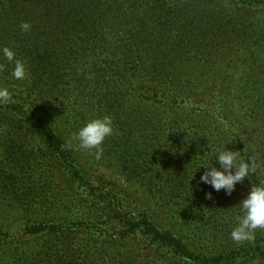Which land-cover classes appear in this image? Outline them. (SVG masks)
Listing matches in <instances>:
<instances>
[{
	"label": "rangeland",
	"instance_id": "obj_1",
	"mask_svg": "<svg viewBox=\"0 0 264 264\" xmlns=\"http://www.w3.org/2000/svg\"><path fill=\"white\" fill-rule=\"evenodd\" d=\"M113 3L119 7L106 14L102 40L56 54L68 65L48 84L60 86L61 96L38 103L42 113H36L56 123L45 126L89 181L25 126V115L0 106V264H82L90 255L129 256L132 264H196L139 233L119 235L129 211L141 213L146 203L157 211L151 198L158 193L167 198L166 229L190 252L212 258L254 245L237 244L230 235L247 180L227 196L199 179L202 167L219 168L215 157L225 146L240 151L241 160L250 155L264 164V0ZM3 65L0 86L9 89L12 102L29 103L27 84ZM79 79H85L81 87ZM164 99H177V107L167 108ZM61 103L63 114L73 117L66 122L58 118ZM108 110L120 116H112L114 129L122 123L126 131L118 127L97 159L94 150H78L74 136ZM138 165L150 168L145 186L129 177ZM258 174L264 182V167ZM157 183L160 190L153 188ZM207 192L215 206L202 202ZM98 214L110 224L95 230L91 223L99 218L91 216ZM238 264H264V248Z\"/></svg>",
	"mask_w": 264,
	"mask_h": 264
},
{
	"label": "trees",
	"instance_id": "obj_2",
	"mask_svg": "<svg viewBox=\"0 0 264 264\" xmlns=\"http://www.w3.org/2000/svg\"><path fill=\"white\" fill-rule=\"evenodd\" d=\"M113 1L0 0V47L8 46L13 48L17 54V58L26 63L29 77L24 80V83L27 84L26 88H28V91H26V99L30 100L29 103L22 100L24 104L20 102L21 99L15 102L13 101L3 109L11 114L25 115V126L28 129H34L44 140L45 144L51 150H55L57 154H65L64 150L66 149L57 134L45 126V124L56 126V123H53L51 119L46 117L40 119L36 115V113H42V109L38 107V103L50 100L53 96H61L62 88L60 86L56 87L48 84V82L55 79L56 75L57 78L59 77V73L57 74L56 71L59 72L60 66L68 65V62L64 63L61 59L58 60L56 54L77 45L81 48L85 46L91 47L93 43H98L102 40L99 31L106 23V14L109 13L110 9L113 13L117 12L116 8L119 7ZM22 23H29L31 25V31H21L20 25ZM0 63L10 65L9 73L11 75L13 66L6 60H3L2 56H0ZM90 77L92 76L87 78ZM85 79H79V87L82 86L81 84ZM227 85L228 83L225 86L223 85L224 91L228 89ZM156 96L164 97L165 95H158L156 93ZM176 100L171 102L169 99H164L162 104H169L167 108H175L177 107ZM62 106L63 104L61 103V109L56 107L60 111L59 120L65 121V119L73 118L72 116L63 114L65 111ZM101 110L99 109L98 111ZM112 110L114 111L116 109L113 108ZM113 111L110 112L108 110V114L111 117L114 116L112 114L114 113ZM74 116L76 117V115ZM114 117L118 120L120 118L119 114ZM118 127V130L124 135L126 130L122 123H118ZM117 128L114 130L116 131ZM200 139L198 138L195 141L197 142ZM224 141L227 143V140L224 139ZM249 157L252 156L248 155L246 160ZM63 161L74 171L75 176L79 175L81 180H90V176L85 172H80L77 169L79 166L73 163L66 154L63 157ZM129 167H125V170H128ZM149 173L150 168L138 165L129 172V177L136 180L140 185L145 186L148 182L146 176ZM150 178L154 183L158 176L157 178ZM248 179H246V183H249V187L251 183L260 184L262 182L258 170L256 173L250 175ZM158 185V183L153 185V188L160 190L161 188ZM23 198L22 202L27 204L29 201L28 195H24ZM151 199L156 202L157 211L150 209V205L146 203L143 208H138L141 213L134 214L132 213L133 211H129L130 214L128 217H121L122 220L120 221L118 232L122 239H126L129 235L139 233L153 243H157L159 246L170 250L173 255H177L185 262L196 264H238L251 257H255L264 248V231H260L256 235L252 247L247 246L238 250H229L223 254L214 255L212 258L194 254L187 249L186 245L174 233L166 229V196L159 195L158 193L153 195ZM201 200L209 205L215 206L217 204L215 196H213L212 200ZM93 215L91 216V220L99 218V221L94 224L90 222L93 225V229L98 230L97 224H110V222L108 223L106 221L107 218L103 219L101 214L96 215V217H93ZM121 215H125V213L122 212ZM91 236L94 237L92 234ZM130 258L129 256H119L118 259L100 260L90 255L82 264H132ZM53 262H49L48 264H53ZM73 262H75L74 264H79L77 260ZM57 263L55 262L54 264Z\"/></svg>",
	"mask_w": 264,
	"mask_h": 264
},
{
	"label": "clouds",
	"instance_id": "obj_3",
	"mask_svg": "<svg viewBox=\"0 0 264 264\" xmlns=\"http://www.w3.org/2000/svg\"><path fill=\"white\" fill-rule=\"evenodd\" d=\"M20 29L23 32H30L31 25L22 23ZM0 56L13 66L11 71L13 79L20 81L28 79L26 63L17 58L13 48L0 47ZM4 67L3 64H0V71L4 70ZM12 99L9 89L6 86H0V106L11 103ZM114 131L113 119L110 115L93 118L75 134L74 140L77 141L75 147L88 152L94 150L96 158L99 159L103 153L102 145L108 137L114 135ZM68 147L71 148L73 145L69 143ZM239 152L228 150L225 146L215 157L219 168L213 164L209 167H202L205 171L200 176L199 184L210 186L217 193L223 190L225 195L231 196L237 185L243 184L245 179L264 167V164L252 157L241 160ZM205 199L212 200V192L205 193ZM239 207L242 214L236 216V225L230 233L231 238L237 244L253 242L257 232L264 231V182L251 183L247 195L240 201Z\"/></svg>",
	"mask_w": 264,
	"mask_h": 264
}]
</instances>
